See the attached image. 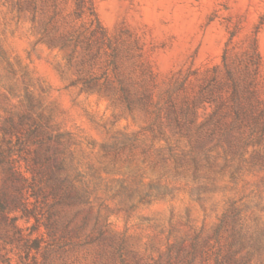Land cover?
Returning <instances> with one entry per match:
<instances>
[{
  "label": "rangeland",
  "instance_id": "374dc122",
  "mask_svg": "<svg viewBox=\"0 0 264 264\" xmlns=\"http://www.w3.org/2000/svg\"><path fill=\"white\" fill-rule=\"evenodd\" d=\"M48 146L73 200L0 211L1 260L264 264V0H0V195Z\"/></svg>",
  "mask_w": 264,
  "mask_h": 264
},
{
  "label": "trees",
  "instance_id": "16d2710c",
  "mask_svg": "<svg viewBox=\"0 0 264 264\" xmlns=\"http://www.w3.org/2000/svg\"><path fill=\"white\" fill-rule=\"evenodd\" d=\"M13 129H4V133L11 134ZM10 144L11 140L8 141ZM44 140H40V145ZM46 142V141H45ZM43 148V147H42ZM51 148L48 146L42 152L38 151L34 157V165L30 171L33 173L32 178L25 175L22 171L13 167L14 174L21 178L23 185L18 188L17 194L10 195L7 191H3L0 195V211L9 214L13 211L20 210L22 217L35 216L37 222L40 223L41 218L39 216L37 204L31 202L30 197H35L37 200L42 197L45 201L52 198L53 202L51 206H59L61 204L70 203L73 200L71 191L66 186V178L61 174L64 169L63 163L58 160L55 152H51ZM40 181L44 186L36 187L34 183ZM29 191H32L29 193ZM36 200V201H37ZM57 210H52L47 216V222L44 224L47 228L48 239L46 237H33L31 234H17L20 241L23 242V246L27 251L31 250H45L46 262L50 252L64 250L72 238L77 237L78 234H64L66 226L61 224ZM13 220H17V217H13ZM37 228L33 227V231ZM2 238L0 234V239ZM195 251L188 256L185 264H192ZM0 264L4 261L5 264H12L10 258H4ZM206 259V258H205Z\"/></svg>",
  "mask_w": 264,
  "mask_h": 264
}]
</instances>
